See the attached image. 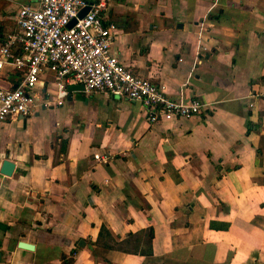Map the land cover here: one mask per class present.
<instances>
[{
	"label": "crops",
	"instance_id": "crops-1",
	"mask_svg": "<svg viewBox=\"0 0 264 264\" xmlns=\"http://www.w3.org/2000/svg\"><path fill=\"white\" fill-rule=\"evenodd\" d=\"M36 1L0 0V44ZM101 18L122 64L204 107L149 123L104 93L57 105L44 70L31 114L0 123V264H264V0H111Z\"/></svg>",
	"mask_w": 264,
	"mask_h": 264
},
{
	"label": "built area",
	"instance_id": "built-area-1",
	"mask_svg": "<svg viewBox=\"0 0 264 264\" xmlns=\"http://www.w3.org/2000/svg\"><path fill=\"white\" fill-rule=\"evenodd\" d=\"M108 1L37 0L17 9L15 29L1 40L0 69L7 66L20 77L14 87H0V123L31 114L44 70L55 78L57 105L67 85L82 84L86 93L139 104L149 123L188 119L202 111L204 104L198 99H171L162 86L122 64L112 49L114 28L101 18ZM86 6L88 11L78 18ZM71 19L75 22L68 28Z\"/></svg>",
	"mask_w": 264,
	"mask_h": 264
},
{
	"label": "water",
	"instance_id": "water-1",
	"mask_svg": "<svg viewBox=\"0 0 264 264\" xmlns=\"http://www.w3.org/2000/svg\"><path fill=\"white\" fill-rule=\"evenodd\" d=\"M88 11V7H84L82 8L78 14L77 17L80 18L82 17L86 12ZM75 22L74 19H71L69 21V23L67 24V27H71L73 25V23ZM74 90H83V86L82 84H76V85H71L67 87V91H74ZM13 169V163L8 161V160H3L0 164V173L3 175H10ZM17 246L20 248H24L27 250H31L32 246L30 244L27 243H23V242H18Z\"/></svg>",
	"mask_w": 264,
	"mask_h": 264
},
{
	"label": "trees",
	"instance_id": "trees-1",
	"mask_svg": "<svg viewBox=\"0 0 264 264\" xmlns=\"http://www.w3.org/2000/svg\"><path fill=\"white\" fill-rule=\"evenodd\" d=\"M103 229H104L103 227L100 228V231H99L100 234L102 233ZM147 233H148L147 236H148V241H149L150 238H151V236H152V229L151 228H148L147 229Z\"/></svg>",
	"mask_w": 264,
	"mask_h": 264
}]
</instances>
